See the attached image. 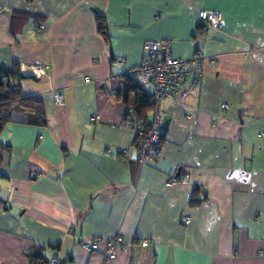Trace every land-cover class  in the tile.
<instances>
[{"label": "crops", "instance_id": "crops-1", "mask_svg": "<svg viewBox=\"0 0 264 264\" xmlns=\"http://www.w3.org/2000/svg\"><path fill=\"white\" fill-rule=\"evenodd\" d=\"M150 41L205 60L196 96L161 101V156L141 165L122 94ZM15 64L45 126L16 109L0 133V264H28L32 247L51 264H102L111 237L126 248L109 264H264V0H0V68Z\"/></svg>", "mask_w": 264, "mask_h": 264}, {"label": "built area", "instance_id": "built-area-1", "mask_svg": "<svg viewBox=\"0 0 264 264\" xmlns=\"http://www.w3.org/2000/svg\"><path fill=\"white\" fill-rule=\"evenodd\" d=\"M199 19L208 28H217L221 21V15L215 11H200ZM205 56L196 54L189 60L175 59L171 55L170 42L150 41L143 45V59L140 64L131 68L126 76L142 89L151 88V97L154 103V115L150 124L142 122L132 108H126L122 126L131 129L139 139L138 162L141 165H153L160 158L163 146V133L161 123L163 115L159 106L163 99H170L173 102H183L187 96H196L198 87L202 80L201 66L204 63ZM118 63H123L119 60ZM212 65L213 62L210 61ZM31 74L38 78L44 73L39 67L34 68ZM190 83L186 86L187 81ZM57 105L62 104L60 94L54 96ZM227 105H222V109H227ZM264 137V134H262ZM121 156L126 157L127 151L122 149ZM188 176L183 175L177 178H171L166 182L167 187L177 184H186ZM180 223L184 226L190 223V217L182 214ZM69 232H72L71 230ZM104 254L102 264H109L115 259L118 250H124L126 246L118 237L105 239ZM100 241L88 239L79 241V246L88 253H94L98 250ZM146 246V242H142ZM55 263L54 260L51 261Z\"/></svg>", "mask_w": 264, "mask_h": 264}, {"label": "trees", "instance_id": "trees-1", "mask_svg": "<svg viewBox=\"0 0 264 264\" xmlns=\"http://www.w3.org/2000/svg\"><path fill=\"white\" fill-rule=\"evenodd\" d=\"M97 31L107 37L106 24L102 17H96ZM21 79L18 66L15 64L10 69L0 68V133L8 123H13V114L16 109L28 115L27 125L45 126V115L41 102L35 98H22L18 82ZM123 101L126 106L132 108L138 117L142 112L154 107L151 95L137 86L127 77V83L123 90ZM141 139L138 144L140 145ZM9 148L0 144V153L8 152ZM1 164V158H0ZM192 204H196L193 203ZM43 248L32 247L24 252L28 264H51V259L43 253ZM56 264H64L63 260H57Z\"/></svg>", "mask_w": 264, "mask_h": 264}]
</instances>
